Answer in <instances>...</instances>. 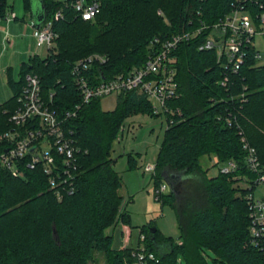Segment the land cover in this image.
I'll return each instance as SVG.
<instances>
[{"label": "trees", "instance_id": "obj_1", "mask_svg": "<svg viewBox=\"0 0 264 264\" xmlns=\"http://www.w3.org/2000/svg\"><path fill=\"white\" fill-rule=\"evenodd\" d=\"M99 11L84 20L65 2L41 0L44 20L57 33L53 49L45 56L30 55L20 65L17 79L7 70L12 95L0 104V135L13 128L9 116L27 72L40 78L41 95L63 118V126L75 145L78 170L71 194L56 198L47 176L38 166L14 177L0 164V264H92L101 251L108 264H132L133 248H113V236L105 230L114 222L129 223L119 192L123 176L114 170L112 142L124 118L137 112L153 113L146 95L131 90L117 96V107L103 110L100 98L83 104L74 116L63 117L80 101L71 69L80 59L100 55L91 73L105 76L141 65L147 46L155 37H169L205 27L178 44L175 79L178 98L167 103L179 108L168 120L164 140L155 162L154 186L167 181L170 190L161 204L173 206L180 235L178 241L161 238L149 226L145 246L155 252L152 264H207L211 250L215 264H264V237L255 244L249 231L245 195L254 189L247 181L256 177L243 163L241 138L255 148L264 170V65L255 66L252 51L236 72L218 60L215 49H199L217 22L233 6L264 12V0H96ZM31 13V0H23ZM7 0H0V18ZM61 9L62 16L54 13ZM43 20V21H44ZM226 77V86L221 80ZM6 143L0 139V152ZM127 170L137 168L128 152ZM202 156L220 162L234 160L230 173L206 174ZM216 165V164H214ZM246 181V182H245ZM241 185H236V183ZM245 182V183H244ZM243 183V184H242Z\"/></svg>", "mask_w": 264, "mask_h": 264}, {"label": "built area", "instance_id": "obj_2", "mask_svg": "<svg viewBox=\"0 0 264 264\" xmlns=\"http://www.w3.org/2000/svg\"><path fill=\"white\" fill-rule=\"evenodd\" d=\"M70 6L82 19H93L99 11L96 0H69ZM62 16L61 9L54 13V18ZM14 13H7L3 18L10 21ZM30 36L34 41V51L30 55H40V50L48 54L55 45L57 33L52 29L51 21L44 20L38 26L33 19L28 21ZM201 28L194 31H184L169 37H155L148 43L145 61L139 66H133L126 72L105 76L101 72L91 73L94 62H104L97 54L89 55L78 60L72 67L71 73L77 86L80 101L74 108L65 112L63 117L74 116L83 105L93 98H101L115 93L137 90L146 95L151 103L153 113L166 115V120H172V115L179 108H171L168 101L178 98V83L175 79L176 56L173 54L179 43L188 41L198 34ZM211 29L199 49H215L218 60L232 70L238 71L247 58V50L252 51L255 66L262 58L259 50L255 49L252 40L255 34L264 35V12L254 13L250 10L233 6L217 22L210 25ZM44 55V56H45ZM41 56V55H40ZM23 85L17 97V106L9 116L13 128L0 135L6 145L0 152V164L14 177H24L26 169L40 166L47 176L49 187L54 190L56 198L61 200L64 194H71L73 181L78 170L77 153L80 148L75 145L72 130L69 132L63 126V118L51 107L50 101L54 91L50 90L49 100L43 99L40 88V78L37 74L27 72ZM227 78L221 80L226 86ZM49 101V102H48ZM123 127H120L119 133ZM245 150L243 163L256 177L247 181V185L255 187L264 181V170L257 152L244 137L241 138ZM222 173H230L237 169L234 160L220 162L217 156L212 157ZM144 171L153 176L155 163L145 165ZM246 182V181H245ZM244 182V183H245ZM167 181L161 180L153 187L154 198L160 201L167 191ZM254 189L246 195L248 208L249 231L253 243L258 244L264 237V196L256 197ZM145 234L140 233L138 243L133 247L132 264H152L158 261L155 252L145 246ZM123 248V247H122Z\"/></svg>", "mask_w": 264, "mask_h": 264}, {"label": "rangeland", "instance_id": "obj_3", "mask_svg": "<svg viewBox=\"0 0 264 264\" xmlns=\"http://www.w3.org/2000/svg\"><path fill=\"white\" fill-rule=\"evenodd\" d=\"M55 1L65 2L66 0ZM11 3L12 0H7L6 14L11 12ZM4 21L6 20L4 19ZM252 44L262 56L257 63H264V35L255 34ZM26 47L27 40L24 34L18 35L16 38L8 37L5 34L0 41V104L12 95V89L6 81L7 68L10 67L14 71L20 62L26 59ZM43 51L44 49H41L40 53ZM100 106L103 110L115 109L117 107V95L112 93L101 97ZM121 127H123L122 131L112 142L111 157L115 159L114 170L123 176V184L119 192L123 197L122 208L129 212L130 220L126 224L116 221L105 232L113 236L112 246H136L141 230H145L149 226L156 227L161 238H168L176 242L180 235L176 212L171 204H161L160 201L155 200L153 178L148 171L143 170L145 165L156 162L167 127L166 115L163 112L157 115L137 112L124 118ZM128 152H132L137 158V168L134 170H127L126 154ZM200 162L204 168H207L206 174L208 176H214L218 173L219 167L213 164L212 158L202 156ZM236 185L240 186L241 184L238 182ZM168 190H170V186L167 184L165 193ZM254 195L256 197L264 196V181L255 187ZM123 227L124 233L121 232ZM127 231H130L128 238ZM178 257L181 264H186L180 254ZM205 259L207 264H215L211 250L205 252ZM92 264H108L103 252L95 251Z\"/></svg>", "mask_w": 264, "mask_h": 264}, {"label": "crops", "instance_id": "obj_4", "mask_svg": "<svg viewBox=\"0 0 264 264\" xmlns=\"http://www.w3.org/2000/svg\"><path fill=\"white\" fill-rule=\"evenodd\" d=\"M10 10H11V13H14V17L10 21L6 22L4 21V18H0V41L2 40L5 34H7L8 37H11V38H16L18 35L24 34L27 40V47L25 49L26 54H27V56L25 57L26 59L22 60L20 64L15 68L14 71L10 67L7 68V70L9 69L11 71L12 78L17 79L20 65L23 62L27 61L29 54H31L34 51V41H33V38L30 36V27L28 25V21L32 19V16L26 10L23 0H12ZM6 40L8 42L7 38ZM45 53L46 51L44 50L43 53H40V54L41 56H44ZM121 232L124 233V227L121 229ZM126 234L128 238V236H130V231H127ZM112 247L122 248V247H128V246L116 245ZM130 248H133V247H130Z\"/></svg>", "mask_w": 264, "mask_h": 264}, {"label": "water", "instance_id": "obj_5", "mask_svg": "<svg viewBox=\"0 0 264 264\" xmlns=\"http://www.w3.org/2000/svg\"><path fill=\"white\" fill-rule=\"evenodd\" d=\"M31 16L32 19L36 22L38 26L44 20V11L43 6L41 4V0H31ZM156 231V227H149V232L151 234V241L154 245L158 246L159 244L155 241L154 232Z\"/></svg>", "mask_w": 264, "mask_h": 264}]
</instances>
